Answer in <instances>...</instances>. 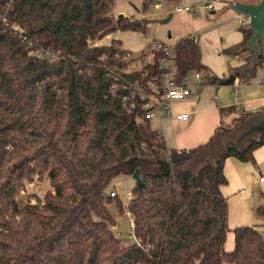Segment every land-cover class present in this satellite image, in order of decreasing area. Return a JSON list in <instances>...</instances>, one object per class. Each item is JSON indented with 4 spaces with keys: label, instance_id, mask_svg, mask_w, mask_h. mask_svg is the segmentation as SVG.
I'll list each match as a JSON object with an SVG mask.
<instances>
[{
    "label": "trees",
    "instance_id": "obj_1",
    "mask_svg": "<svg viewBox=\"0 0 264 264\" xmlns=\"http://www.w3.org/2000/svg\"><path fill=\"white\" fill-rule=\"evenodd\" d=\"M7 4L10 24L65 58L34 60L0 19V264H264V232L253 226L235 227L233 249L225 250L228 204L220 191L225 159L253 162L264 133L216 154L215 135L187 151L168 149L160 133L126 111L121 91L109 94L106 67H128L115 60L125 53L119 41L92 47L118 31L145 35L150 20L114 17L113 0H0V14ZM240 31L242 42L224 54L245 51L251 30L246 24ZM173 48L178 78L203 70L193 39ZM163 57L155 53L148 74ZM251 61L250 54L234 75L251 76ZM252 115L238 117L242 128ZM204 153L213 160L196 172L187 168ZM135 169L142 186L134 184L124 206L107 189ZM35 175L47 177L52 191L32 202L20 193ZM111 203L133 215L139 246L113 234ZM256 215L264 220V194Z\"/></svg>",
    "mask_w": 264,
    "mask_h": 264
},
{
    "label": "crops",
    "instance_id": "obj_2",
    "mask_svg": "<svg viewBox=\"0 0 264 264\" xmlns=\"http://www.w3.org/2000/svg\"><path fill=\"white\" fill-rule=\"evenodd\" d=\"M236 1L246 2V0H113L111 13L114 17L122 15L129 19L146 18L150 20L146 35L132 32L135 34V39L131 38L128 41L129 48L125 50L135 54L148 52L156 42H161L168 46L166 39L169 40L172 37L176 43L185 37L184 33L189 32V29H187L185 32L178 31L174 35L168 33L166 37V28L157 22H152L154 10H162L160 13L166 14L167 18L170 15V21L176 15L175 18L194 24L197 21V17L194 16L197 15V11L207 10L205 5L212 4L213 8L210 11L217 10L220 14H224L227 17L225 23L221 25V27L224 26V39L220 43L218 41L214 42L212 46L214 51L212 69L206 66L203 61L202 49H200V43L205 40V33L190 37L191 39L196 38V43L199 46L200 62L204 66L201 73L205 81L198 84L194 83L190 96L185 101L174 103L172 106L175 113H189L187 121L181 122L171 117H164L161 121L155 122V127L159 128V132L168 149L187 151L206 144L214 135L215 145H217L220 142V138L223 137V133L220 130L218 131V129L228 128L231 124L237 123L238 117L242 114L252 113L255 115L264 112V59L256 66L251 76H235L233 83L229 85L223 84V81L230 74H234L232 72L233 69L246 64L247 57L250 55L248 51L231 55L223 53V50L237 45L243 40V34L240 29H237V27L234 29L232 26V21L239 23L241 19L240 15L230 9V4ZM144 3L146 5L145 8H143ZM178 6H188L190 11L176 12L175 8ZM211 13L214 12L211 11ZM177 19H175L176 23ZM119 33L120 31L104 37L102 41L107 38L108 41L103 42V45H109L111 40L117 39L114 35ZM120 48L124 50L121 45ZM217 57H222L225 60L217 65L215 61ZM210 78H216V82L210 83ZM214 95L216 98L213 97ZM221 109H223V113L220 115L219 111ZM229 109L233 110L230 111ZM211 154L204 153L201 158H210ZM252 155L253 162H241L234 157H228L224 161L223 173L227 182L220 187V191L228 204L227 224L229 232L226 235L224 246L226 251L233 249L234 236L232 230L235 227L253 226L258 231L264 232V220L256 215V208L262 203V195L264 194V142L253 151ZM122 176L125 178L123 181L128 184L127 195L129 201L134 181L129 179V176ZM260 179L263 180L259 181ZM116 180H119L118 176L110 182L108 188H114L117 185ZM111 191H115L121 200L116 189ZM229 235V246L226 249Z\"/></svg>",
    "mask_w": 264,
    "mask_h": 264
},
{
    "label": "built area",
    "instance_id": "obj_3",
    "mask_svg": "<svg viewBox=\"0 0 264 264\" xmlns=\"http://www.w3.org/2000/svg\"><path fill=\"white\" fill-rule=\"evenodd\" d=\"M8 5V4H7ZM213 8L212 4L205 5V9ZM9 5L1 9L0 19L4 29H9L16 33L23 43L28 56L34 60L43 61L46 63H56L60 59H64L59 52H54L43 48L37 44V41L30 38L22 28L7 20ZM176 12L190 11L188 6H178L175 8ZM240 26L247 24L244 17H241ZM149 25V24H148ZM141 35H144L140 33ZM146 35V34H145ZM196 43V38L193 39ZM264 39L262 40V45ZM98 44H92V47ZM103 45V44H102ZM105 45V44H104ZM122 56L115 55V60H121L128 63V66L137 62L141 67L138 70L132 69L129 72L120 70L116 65L113 67H106V75L111 79L112 84L109 87V94L115 95L119 91L122 92L121 104L127 112L135 115L137 124L148 125L152 130L159 132V128L155 127V122L161 121L164 117H171L176 121H187L189 113L173 111V104L185 101L191 92L194 83L205 81L201 71H189L183 77L178 78L175 69V53L174 48L170 49L167 45L161 42L154 43L150 48L151 59H148L147 53H131L124 50ZM162 52L164 57L159 60V68L156 73L148 74L147 66L151 65L155 53ZM103 58V57H102ZM138 73L139 77L130 79L129 75ZM216 98V96H213ZM260 179L259 181H262ZM110 197L117 196L115 191L109 193ZM128 218L129 227L132 232L134 229L133 215L128 209L124 212ZM132 239L136 245L139 246V241L132 235ZM140 264V263H136Z\"/></svg>",
    "mask_w": 264,
    "mask_h": 264
},
{
    "label": "rangeland",
    "instance_id": "obj_4",
    "mask_svg": "<svg viewBox=\"0 0 264 264\" xmlns=\"http://www.w3.org/2000/svg\"><path fill=\"white\" fill-rule=\"evenodd\" d=\"M246 2H253L256 3L258 2V0H246ZM162 10H154V16H153V23H159L162 27H165V35L167 37V34H173L178 32V31H184L189 29V32L184 33L185 37L184 38H190L193 35H198L201 33H205V40L203 42L200 43V49H202V55H203V61L205 62L206 66L210 69L212 66V62H213V58H214V51H213V44L214 42H221V40L224 39V26L221 27V25H223L225 23V21L227 20V17L224 14H220L219 11L217 10H211L214 13H211L210 10H204V11H197V15H194L195 17H197V21L194 24L189 23L188 21L182 20V19H177L175 18L176 15L174 16L173 20H169L168 22H163L166 18L167 15L166 14H162L160 13ZM230 14V13H229ZM227 14V15H229ZM193 17V18H195ZM239 18V17H237ZM177 19V23L176 20ZM247 21V19H246ZM178 24V26H177ZM232 26L234 29H240V23L236 22V21H232ZM148 30V29H147ZM150 30V28H149ZM135 33V32H134ZM130 32V31H123L120 32L119 34H115L114 36L117 37L121 47H123V49H128V41L129 39L133 38L135 39V34ZM137 34V33H136ZM113 36V39H114ZM111 39V38H109ZM108 38L105 40H100L95 42L98 45H102L103 42H107ZM99 42V43H98ZM168 42V43H167ZM166 43L168 44V47L170 49L173 48V46L177 43H175L173 37L171 39H166ZM263 47V55H264V44L262 45ZM149 56L148 59H151V53L150 51L146 52ZM227 55V54H226ZM230 55V54H229ZM218 58V57H217ZM216 58V63L217 65H219L221 63V61H224L225 59H223L222 57H219L218 59ZM248 59V57H247ZM141 65L139 62L130 65L127 67L126 71H130L132 69L138 70L140 69ZM204 68V66H203ZM212 69V68H211ZM239 121V120H238ZM240 121L238 123H233L230 125V127L228 128H222V130L224 131L223 133V137L220 138V142L215 145L214 147V152L215 154L219 151H222L221 149L225 148V145L228 141H232L235 142V140L238 138V136L241 134V132L244 130V128H242L240 126ZM225 129H229V130H225ZM254 140L257 139V135L252 134L246 138H249ZM245 138V139H246ZM244 139L243 144H246V141ZM249 139V140H250ZM216 150V151H215ZM213 151V150H212ZM215 154H211L210 158H206V157H199L198 159L196 158L195 160H193L188 166L187 168L190 169L192 172H196L197 170H199L201 168V166H203L204 164H206L209 161L213 160V157ZM119 180H116L117 185L113 188L110 187L107 189V193H110V191L112 189H116V191L118 192L119 197L122 200V203L124 206L127 205L128 203V184L126 182H124L123 180L125 179L122 175L118 176ZM131 180L132 177L129 176ZM128 180V179H127ZM122 181V182H121ZM134 181V180H133ZM120 182V183H119ZM135 184V181H134ZM52 191L50 188V184H49V180L47 177H40L35 175L32 179V181L30 183H25L24 187L20 193V197L21 198H27L28 196L33 197L31 198L32 202H34L36 200V197H38L39 199L43 200L45 194L47 192ZM118 197V196H115ZM108 210L111 214V216L115 219L116 224L114 227H112V231L113 234L122 240V242L124 244L127 243H133L134 239H132V235L133 232L131 230V228L129 227V223H128V218L125 216V214H121L120 212L117 211V209L115 208L114 204L111 203L108 206ZM229 237L230 235L227 237V244H226V249L229 246ZM223 264H227V263H223Z\"/></svg>",
    "mask_w": 264,
    "mask_h": 264
},
{
    "label": "water",
    "instance_id": "obj_5",
    "mask_svg": "<svg viewBox=\"0 0 264 264\" xmlns=\"http://www.w3.org/2000/svg\"><path fill=\"white\" fill-rule=\"evenodd\" d=\"M230 9L237 15L247 19L248 28L251 30L250 37L245 41L244 50L250 52L252 56V67L256 66L259 56L262 54V40L264 39V0L258 2H232ZM170 19V15L164 22ZM170 36V35H169ZM235 79L234 74L223 81L224 85L233 83ZM264 133V112L257 113L249 119V125L241 132L235 142L228 141L225 148L221 149L226 151L228 148H239L241 142L251 134ZM132 179L138 187L142 186V181L139 176V169H135L131 175Z\"/></svg>",
    "mask_w": 264,
    "mask_h": 264
}]
</instances>
